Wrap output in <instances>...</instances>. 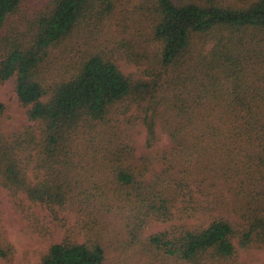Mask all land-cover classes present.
I'll use <instances>...</instances> for the list:
<instances>
[{
    "label": "trees",
    "instance_id": "trees-1",
    "mask_svg": "<svg viewBox=\"0 0 264 264\" xmlns=\"http://www.w3.org/2000/svg\"><path fill=\"white\" fill-rule=\"evenodd\" d=\"M124 3L0 0V82L14 77L32 123L0 131V184L57 220L60 210L89 216L84 241L52 243L38 264H105L93 221L110 212L135 243L176 264H234L237 245H264V0H136L159 47L137 77L103 53L60 48ZM131 106L147 147L157 126L169 138L157 170L117 146L113 123ZM184 204L185 220L206 215V224L139 240Z\"/></svg>",
    "mask_w": 264,
    "mask_h": 264
},
{
    "label": "rangeland",
    "instance_id": "rangeland-1",
    "mask_svg": "<svg viewBox=\"0 0 264 264\" xmlns=\"http://www.w3.org/2000/svg\"><path fill=\"white\" fill-rule=\"evenodd\" d=\"M134 2L136 0L124 3L102 26L76 31L72 40L65 42L60 48H66L72 58L86 55L89 50L103 53L111 57L125 74L140 76L148 64L147 57L150 58L159 47L151 35L150 18L137 14L132 6ZM0 102L4 104V111L0 115L1 132L10 134L32 125L27 118L26 108L17 100L14 77L0 82ZM120 112L122 113L113 123L120 135L117 146L119 143H128L134 158L148 156L152 167L157 170L162 154L170 144L167 134L157 126V140L149 148L146 145V127L136 106L122 108ZM184 207L186 204L179 206L177 215L171 221H151L142 230L139 240L143 242L145 237L182 222H186L189 227L206 224V215L195 214L185 220L181 214ZM227 214L231 212L224 216ZM231 215L234 220H241L238 213ZM58 217V220L55 219L40 204L30 203L22 193L14 197L0 184V248L6 250V255L0 256V264H38L52 243L65 238L82 242L90 234V230L86 228L89 216L60 210ZM96 218L93 223L104 248L105 264H176L155 250H147L135 243L115 213L110 212ZM237 248V256L232 261L234 264H264V245L251 244L246 248L237 245Z\"/></svg>",
    "mask_w": 264,
    "mask_h": 264
}]
</instances>
